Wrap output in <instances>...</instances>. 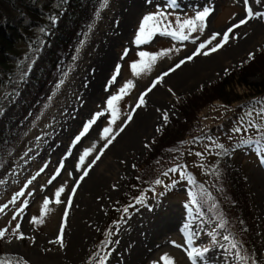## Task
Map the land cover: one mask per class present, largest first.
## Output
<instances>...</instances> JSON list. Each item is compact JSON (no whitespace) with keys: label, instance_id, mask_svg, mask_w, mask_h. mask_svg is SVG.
<instances>
[{"label":"rangeland","instance_id":"rangeland-1","mask_svg":"<svg viewBox=\"0 0 264 264\" xmlns=\"http://www.w3.org/2000/svg\"><path fill=\"white\" fill-rule=\"evenodd\" d=\"M183 1L175 0V5H172V0H152V4L143 5L140 4L143 0H104L88 32L84 36H76L79 47L72 65L51 91L47 87L42 89L40 96L43 100L39 110L9 150L0 152V205H8L5 211L0 212V229L7 230L1 243L4 257L17 258L24 264H90L99 232L106 225L108 212L123 193L126 179L141 168L146 154L153 149L152 142L160 129L165 124L170 126L169 119L180 120L176 106L181 105L188 96L198 94L201 88H207L230 73L235 74L251 55L263 51L264 18H253L235 28L228 42L215 52L209 51L220 42L229 27L245 18L243 0H197V4H182ZM255 3H259L258 0H249L253 12L264 13ZM204 8H209L211 14L203 22L202 30L188 29L189 38L181 39L187 29V25L181 26V22L193 18L196 12ZM156 12L166 14L164 24L155 30L157 34L143 37L137 45L135 36L141 18ZM16 21L15 17L11 19L13 24ZM55 23L60 24V19ZM165 26H169L168 31H176L175 38L164 33ZM213 33L220 35L201 54L194 56L193 61L223 54L227 48L238 46L241 41L244 47L233 59L195 81L175 86L166 79L182 66L170 72L145 96V103L135 108L141 93L154 80L192 55L198 45L209 40ZM45 49L46 45L42 43L22 69L25 80L29 81L41 69ZM204 51L209 54L204 55ZM140 52L149 55L141 57ZM148 56L156 58L145 67L137 65L135 70L131 67L133 58L143 60ZM113 76L114 81L111 79ZM55 80L56 77L51 76L49 84L56 83ZM247 81L256 83L258 78L251 77ZM126 82H129V88L115 102V122L109 124L111 116L106 101L110 96L119 94ZM11 90L18 97L23 96V89L17 83ZM235 92L241 94L242 89L236 87ZM256 101H264V94L233 104L227 110L219 102L203 108L198 114L199 135L186 138L188 153L183 152L180 162L169 169L183 166L186 175L194 176L191 166L212 162L220 153L217 144L227 150L233 148L237 154L235 160L243 170L249 196L250 219H242V223L254 242L251 260L264 264V193L258 186V177L264 166V154L260 151L264 149V141L256 143L255 130L247 134L234 131L237 121L241 124L242 118L248 119L246 114L250 110H259L261 105L255 104ZM16 102V98L13 101H0V130L3 118L14 113ZM133 109L132 120L126 123ZM99 112L105 115L99 117L74 145V138L81 132L84 123ZM165 113L168 114L167 120L163 119ZM253 116L260 123L261 118L255 112ZM105 127L111 130L109 139L115 136L106 149L104 145L107 140L101 138V131ZM121 128L123 131H120ZM124 139L132 140V145L125 148ZM242 139H251L252 142L241 143ZM101 149L104 152L96 160ZM85 150H91L90 154L85 158L82 170L77 171L76 164ZM62 159L64 166L60 174L49 184ZM89 165V174L79 182L73 194V187L83 174V169ZM169 169L160 175L162 183L153 184L152 192L144 197V204L129 209L116 228L110 231L111 235L107 234V240L116 242L106 246L102 253V256L107 254L104 264H191L185 248L176 245H184L185 238L193 237L194 233L199 234L195 235L192 246L210 250L205 253V259L198 260L197 264H250L237 259L234 254L221 251L220 245L235 241L229 238V242H225L222 237L227 235L219 227L220 223L200 215L195 205H190V184L180 179L179 172L171 173ZM165 172H168L167 176ZM96 178L102 181L100 189L93 186ZM60 188L63 191L57 203L55 193ZM22 190L25 195L14 204L9 203ZM28 192L32 195H27ZM70 195L71 204L68 202ZM46 197L49 204L41 216ZM101 198L93 209L94 203ZM25 199L28 205L24 213L13 220V213ZM33 217L36 218L35 222H32ZM17 222L21 228L14 232ZM85 225L88 228L83 235L81 228H85ZM62 228L61 243L58 236ZM20 233L24 234V239L17 238ZM234 251L241 253L238 247ZM241 255L245 257L243 253ZM162 258H166V261L162 262Z\"/></svg>","mask_w":264,"mask_h":264},{"label":"trees","instance_id":"trees-1","mask_svg":"<svg viewBox=\"0 0 264 264\" xmlns=\"http://www.w3.org/2000/svg\"><path fill=\"white\" fill-rule=\"evenodd\" d=\"M103 2L104 0H41L39 3V0H0V101L17 99L14 113L2 120L0 152L9 150L39 110L43 100L40 96L42 89L47 87L51 91L62 80L79 47L76 36H84L88 32ZM13 17L17 19L15 24L11 22ZM53 17L55 21L60 19V24H53ZM42 43L46 45V49L41 69L27 81L21 71ZM142 59L133 58V64L145 67V64L152 62L150 56ZM51 76L56 77V83L49 84ZM251 77H257L258 81L248 82L247 79ZM16 83L23 89L22 97L11 90ZM236 87L242 89L241 94L235 92ZM262 94L264 49L251 55L235 74L230 73L207 88H201L198 94L188 96L181 105L176 106L180 120L169 119L170 126L165 124L160 129L152 142L153 149L146 154L141 168L126 179L123 193L108 212L106 225L99 232L90 264L99 263L106 248L104 242L108 238L107 234L120 223L125 214L123 209L134 204L135 198L146 197L152 192V186L156 185L157 179L160 180L162 172L180 162L183 152L188 153L185 148L186 138L199 135L198 114L203 108L219 102L227 110L233 104ZM239 125L240 121H237V127ZM254 138L255 141L258 139L257 136ZM234 151L233 148H219L220 153L208 165L191 166L194 169L191 172L194 176H191L195 184L190 185V189L197 201L195 207L200 215L211 217L219 223L223 221V227H220L223 232L235 241L245 257L251 258L254 242L242 223V219H250L249 196L245 189V176L235 160L237 154ZM2 241L3 238H0V260L7 264H24L17 258L3 256Z\"/></svg>","mask_w":264,"mask_h":264},{"label":"snow or ice","instance_id":"snow-or-ice-1","mask_svg":"<svg viewBox=\"0 0 264 264\" xmlns=\"http://www.w3.org/2000/svg\"><path fill=\"white\" fill-rule=\"evenodd\" d=\"M258 2L260 3H264V0H258ZM243 3L245 5V11H246V16L243 19H240L238 21V23L234 24L232 27H229L224 33H223V38L220 40V42L218 44H216L214 47H212L209 51L211 52H215L217 51L220 47H222L226 42H228V40L230 39V34L233 33L235 28H239L242 25H245L249 22V20L253 19V18H264V13H260V12H253V10L251 9V7H249V0H243ZM172 5H175V0H172ZM211 14V10L209 8H204L202 11H198L196 12L195 16L191 19H187L181 22V26L183 25H187V29H185L183 35L180 37L181 39H188L190 36V31H188V29H191V31H196V30H202V24L203 22L206 21L207 17ZM166 20V14L161 13V12H156V13H150L147 15H144L141 18L139 27L137 29L136 32V36H135V43L137 45H139L142 41V38L145 36H153L156 33V29L161 28V25L164 24ZM52 23H55V17L52 18ZM169 26H165L164 28V33L168 34V35H172L174 38L176 37V31H168L167 28ZM220 35L218 33H213V35L209 38V40L200 43L198 45V47L196 48V51L190 55L187 56L184 60H181L179 63L175 64V66L173 68H170L168 72H164L161 74L160 77L157 78V80H154L152 82V84L149 86L148 89H146L145 92L141 93L137 104L135 106V108H139L140 106H142L145 103V96L152 91L153 88H155L157 86V84L163 80V78L167 75H169L170 72H174L176 69L180 68L186 61H190L194 58V56L201 54V51L205 48H207L208 45H210L214 40H216L217 36ZM147 42V41H145ZM125 54H127V50H125ZM164 53H160V55H163ZM204 55H208L209 52L208 51H204L203 52ZM149 54H146L144 52H140L139 56L143 57ZM155 56L151 57L152 60H155ZM131 67L135 70L136 65L133 64L131 65ZM119 71V65H117V73ZM113 81L115 80V76H113L111 78ZM129 88V82H126L125 85L119 90V94L117 95H113L110 96L107 101H106V107L109 109V114L111 116L110 120H109V124H112L115 122V118H116V109H115V102H118L119 99L122 98V96L124 94H126L127 89ZM171 91V90H170ZM255 104H260L261 107L259 108V110L257 111L256 109L250 110L246 115L248 117L247 120H243L242 118V123L236 127L234 129V131L236 133H241V131H243L245 134L249 133L251 130H255V135L258 137V139L256 140V143L259 144L261 142V140H264V101H256L254 102ZM135 112V109L132 110V112L129 113L128 115V122H130L132 120V114ZM255 112L256 116H259L261 118L260 123H257L255 121V118L253 116V113ZM105 115L104 112H99V113H95L93 114L92 118L90 120H88L87 122L84 123L81 132L74 138L73 144L75 145L76 143H78L82 137H84L88 130L90 129L91 125L94 124L96 122V120ZM164 120L168 119V114L165 113ZM110 128L109 127H105L104 129H102L101 131V138L102 139H106L107 143L104 145V148L106 149L108 147L109 144L112 143V141L115 139V136H112L111 139L108 138V136L110 135ZM120 131H123V128L120 129ZM252 140L248 139V140H241V143H251ZM217 148H222V145L217 144L216 145ZM91 150H85L81 156L79 157V161L76 164V169L77 171H81L82 170V165L85 161V158L90 154ZM262 154H264V149L260 150ZM104 152V149L100 150V154H98L96 156V160L100 159V155H102ZM71 153V148L69 149V154ZM197 155H201L200 153H197ZM67 157H65L64 159H66ZM64 159H62L60 161L59 167L57 168L56 173L49 179L48 183L51 184L53 182V180L56 179V176L60 174V170L63 168L64 166ZM93 164L95 163V161L92 162ZM91 168V165L88 166V168H84L83 169V174L80 176L79 181L76 182V185L73 187L72 189V193L74 194L76 191V187L79 186V182L82 181L84 179V177H86L89 174V169ZM41 172L43 171V168L40 170ZM168 172L171 173H177L179 172L180 174V179L181 180H187L188 183L190 185H194L195 181L193 180V178L190 175H186L185 172L183 171V166H178V167H174L168 170ZM168 172H165L164 175L167 176ZM37 175H39V173H37ZM33 179H35V177H33ZM29 183H31V181H29ZM156 184H160L162 183L161 180L157 179L155 181ZM25 187H27V185H25ZM166 187H168V185H166ZM63 191V188L57 189L56 193H55V197H56V202L59 203V197L61 192ZM201 191L203 192V186H201ZM25 192L22 190L18 193L15 194V196L12 198V200L9 203L14 204L16 202V200L21 197L24 196ZM27 195H32L31 192H28ZM210 198V197H209ZM71 195L68 198V202L69 204H71ZM195 203H197V201L195 200V196L194 194L190 193V205H195ZM44 204V208H42L41 210V216L44 215L45 209L47 207V205L49 204V200L46 197L43 201ZM137 204H144V197H137L135 198V204H129L128 207H125L123 209V212L125 214H127L129 212V208H134L135 205ZM28 205V201L27 199H25L23 201V203L15 210V212L13 213L12 219L13 220H17V217L21 216L24 213L25 208ZM8 205L4 204V205H0V212H3L7 209ZM187 207V206H186ZM213 207H215V205H213ZM67 215V208L65 209V216ZM36 218L33 217L32 218V222H35ZM219 227H223V221H221ZM21 228V224L19 222L16 223L15 228L13 229L14 232L19 231ZM7 230L6 229H0V238H3L5 235V232ZM62 233H63V228L61 229V235L58 236V240L62 243ZM199 233H194L193 237L189 238L186 237L185 238V244L184 245H176L177 247H184L185 251L187 253V256L189 258V260L191 261V264H197L198 260L202 261L203 259H205V253H208L210 250L208 248H197V247H193L192 246V242L193 239L195 237V235H198ZM111 235V234H109ZM18 239H24L25 236L23 233H20V235L17 237ZM222 239L225 242H229V236H223ZM213 241L215 242V236H213ZM116 241H110V240H105L104 244L105 246L110 245L111 243H114ZM175 243V242H173ZM185 245H187V247H185ZM237 244L234 242H230L228 244H223L220 245L221 251L229 253V254H234L236 256L237 259L239 260H246V261H250V264H256L255 260H251V258L249 257H244L241 255V253L239 252H235L234 250L237 248ZM107 259V254H105L104 256L99 258V264H104V261ZM166 261V258H162V262ZM0 264H7L6 261L0 260Z\"/></svg>","mask_w":264,"mask_h":264},{"label":"bare ground","instance_id":"bare-ground-1","mask_svg":"<svg viewBox=\"0 0 264 264\" xmlns=\"http://www.w3.org/2000/svg\"><path fill=\"white\" fill-rule=\"evenodd\" d=\"M198 1L197 0H184L182 4H197ZM140 4H143V5H150L152 4V0H143V2H141ZM263 4V3H262ZM260 2L259 3H255V5L257 7H259V10L264 12V6L262 5ZM137 6H139V4H137ZM136 8V7H135ZM245 41V39H244ZM247 42V41H245ZM242 41L240 42V44L238 46H235V47H230V48H227L225 50V52H223V54H217L216 56H212V57H209L207 59H197V60H192L190 63L188 64H185V65H182L181 69L179 71H177L174 75L171 74L167 77L166 80L170 81L171 84L175 85V86H178V85H182L184 84L185 82H191V81H195L197 79H199L200 77L206 75L207 73H210L216 69H218L221 65L224 64V62L229 59H233L235 57V54L241 49L244 47V44H241ZM237 45V44H236ZM187 63V62H186ZM180 87V86H179ZM156 101V100H155ZM136 131V130H135ZM137 132V131H136ZM124 142H126L124 144V147L127 148L129 146L132 145L133 141L129 140V141H126L124 139ZM123 145V144H122ZM121 152V150L119 151ZM117 152V153H119ZM116 153V154H117ZM101 175V174H100ZM104 180V179H103ZM258 180H259V183H258V186L260 187V191L261 193H264V166L262 167V171H261V174H259V177H258ZM257 180V181H258ZM94 181V180H93ZM101 179L99 180V178L97 179L96 178V182L95 184L93 185L94 188L96 189H100V185H101ZM264 195V194H263ZM263 198V197H262ZM102 200L99 199L97 200L95 203H94V206L92 207L94 209L95 205L100 202ZM96 214V213H95ZM94 214V215H95ZM90 224V223H89ZM132 224V222H131ZM91 225V224H90ZM80 226V225H79ZM78 226V227H79ZM84 226V225H83ZM92 226V225H91ZM83 228V229H82ZM81 228V233H83V235L85 234L86 232V225H85V228L82 227ZM82 235V236H83ZM69 238V237H68ZM79 239V238H78ZM80 240V239H79ZM70 242V241H69ZM75 244V243H74ZM76 247V246H75ZM74 253V252H73ZM76 253V252H75ZM59 258H62V257H59ZM60 260V259H59ZM58 261V260H57Z\"/></svg>","mask_w":264,"mask_h":264}]
</instances>
